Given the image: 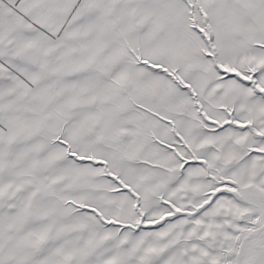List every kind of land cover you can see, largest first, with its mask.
Instances as JSON below:
<instances>
[{
  "label": "snow or ice",
  "instance_id": "obj_1",
  "mask_svg": "<svg viewBox=\"0 0 264 264\" xmlns=\"http://www.w3.org/2000/svg\"><path fill=\"white\" fill-rule=\"evenodd\" d=\"M0 264H264V0H0Z\"/></svg>",
  "mask_w": 264,
  "mask_h": 264
}]
</instances>
